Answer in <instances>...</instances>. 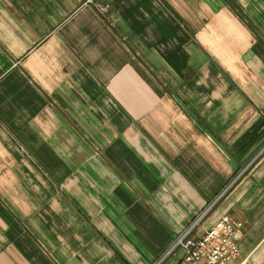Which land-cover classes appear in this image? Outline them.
<instances>
[{"label":"crops","instance_id":"1","mask_svg":"<svg viewBox=\"0 0 264 264\" xmlns=\"http://www.w3.org/2000/svg\"><path fill=\"white\" fill-rule=\"evenodd\" d=\"M245 169L190 237L264 264V0H0V264H156Z\"/></svg>","mask_w":264,"mask_h":264},{"label":"built area","instance_id":"2","mask_svg":"<svg viewBox=\"0 0 264 264\" xmlns=\"http://www.w3.org/2000/svg\"><path fill=\"white\" fill-rule=\"evenodd\" d=\"M232 185L233 183L189 225L156 264H161L168 256L177 251L182 253L177 264H229V261L238 254L241 223L223 217L206 231L200 239L193 240L190 236Z\"/></svg>","mask_w":264,"mask_h":264},{"label":"rangeland","instance_id":"3","mask_svg":"<svg viewBox=\"0 0 264 264\" xmlns=\"http://www.w3.org/2000/svg\"><path fill=\"white\" fill-rule=\"evenodd\" d=\"M245 171H246V169L243 170V171H241V172L235 177V179H234L231 183H233V185H234V184L240 179V177L245 173ZM231 183H230V184H231ZM233 185H232V186H233ZM232 186H231V187H232ZM231 187H230V188H231ZM228 191H229V190H228ZM223 192H224V191H223ZM223 192H222V193H223ZM222 193H220V195H221ZM225 193H227V192H225ZM225 193L223 194V196L225 195ZM220 195H218V197H219ZM223 196H222V197H223ZM218 197H217V198H218ZM222 197H221V198H222ZM217 198H216V199H217ZM221 198H220V199H221ZM220 199H219V200H220ZM219 200H218L216 203H218ZM211 204H212V203H211ZM215 205H216V204H215ZM215 205H214V206H215ZM208 206H209V205H208ZM214 206H213V207H214ZM212 209H213V208H212ZM212 209H211V210H212ZM211 210H210V211H211ZM174 253H175V252H174ZM171 255H172V254H171ZM164 261H165V260H164Z\"/></svg>","mask_w":264,"mask_h":264}]
</instances>
